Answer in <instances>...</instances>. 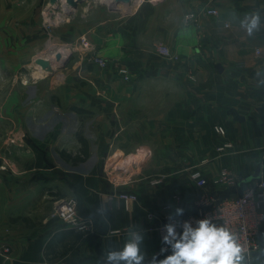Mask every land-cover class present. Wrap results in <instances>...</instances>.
I'll use <instances>...</instances> for the list:
<instances>
[{
  "label": "crops",
  "instance_id": "1",
  "mask_svg": "<svg viewBox=\"0 0 264 264\" xmlns=\"http://www.w3.org/2000/svg\"><path fill=\"white\" fill-rule=\"evenodd\" d=\"M83 3L62 34L69 42L85 35L92 49L74 54L61 79L28 90L29 100L15 96V111L25 108L32 120L19 123L22 133L15 141L13 191L21 228L11 236L0 231L13 247L8 264H100L106 250L123 246L132 225L144 232L146 259H162L170 249L160 254L162 237L150 229L159 220L150 221L147 213L161 217L177 207L183 216L192 213L204 191L191 179L193 169L203 172L214 195L227 190L215 182L222 168L232 172L235 185H251L264 168V0H159L126 16ZM206 6L219 14H205ZM257 12L261 22L249 36L241 21ZM188 13L198 21L187 19ZM158 43L178 60L160 55ZM94 55L105 58L107 67L95 64ZM119 64L129 67L130 81L118 72ZM165 97L174 101L167 104ZM54 115L63 121L52 120ZM79 135L88 156L74 161L85 156ZM25 143L26 152L20 150ZM105 153L131 156L135 165L109 164ZM121 194L137 199L126 202ZM66 196L77 199L80 215L93 217L97 228L96 214L103 215L109 233L85 237L52 217L54 201ZM258 239L260 252L242 255L241 264H264V222Z\"/></svg>",
  "mask_w": 264,
  "mask_h": 264
},
{
  "label": "rangeland",
  "instance_id": "2",
  "mask_svg": "<svg viewBox=\"0 0 264 264\" xmlns=\"http://www.w3.org/2000/svg\"><path fill=\"white\" fill-rule=\"evenodd\" d=\"M146 2H154V0H144L142 3H140V0H131L128 3L116 1L117 5L115 6L117 7L112 10L118 12L120 16L132 15ZM56 4H59L56 0H39L38 2H35V0H0V231L6 229L9 236H11V232L15 228H21V225L16 223L19 220L17 218L20 216L16 214L13 191L15 183L14 172L16 169L15 146L17 145L14 140L22 133L19 123L29 124L32 120L30 115L23 113L25 108L21 107L18 110L20 111L19 113L15 111V96L18 95L20 101H27L30 99L27 93L28 90H34L36 86L42 89V82H46L48 78L61 79L69 60L74 57L73 55L69 56L64 68H61L63 61L60 62L62 64H59L57 60H54L56 62L52 63L48 69L42 68L37 63L39 58H46L52 55L53 50L63 47L69 42L65 38L66 34L64 36L62 34L65 22H60V18L55 17L57 12L61 10L60 7H54ZM83 4V6L96 5L103 9L111 7L109 2L103 0H85ZM50 10L53 11L50 13ZM47 16H49L48 22ZM164 100L168 104L170 103L169 101L173 102L174 98L165 97ZM178 100L181 101V104L185 101L179 93ZM4 102H6L5 105L2 104ZM152 107H155V105ZM53 119L54 121H63V117L58 115H54ZM217 126L219 125L217 124L215 127ZM200 135H204L202 131H200ZM26 145L25 143L19 149L26 152L28 150V145ZM178 149L182 153L190 152L189 147L178 146ZM199 151L201 152V146ZM105 156H107L105 162L109 164L120 161L122 165L123 163L126 165L131 164L130 166L133 165V167L135 165L131 156L130 158L121 154L115 156L106 154ZM115 167L112 170L116 173L117 168ZM117 167L119 166L117 165ZM1 170H6L9 177L4 178ZM5 180L7 183H5ZM1 235L0 248L3 244L9 245L10 256L7 259L0 250V264H8L12 259L13 247L10 240L7 238L4 240L3 236L5 235Z\"/></svg>",
  "mask_w": 264,
  "mask_h": 264
},
{
  "label": "built area",
  "instance_id": "3",
  "mask_svg": "<svg viewBox=\"0 0 264 264\" xmlns=\"http://www.w3.org/2000/svg\"><path fill=\"white\" fill-rule=\"evenodd\" d=\"M56 1L59 2V4L54 5V7H60L61 10L57 12L55 17H59L60 22H66L72 17V15L67 14L70 6L66 0ZM143 1L144 0H142V2ZM157 1L159 0H154V2ZM52 11L53 10H50V13ZM61 12H64L63 17L60 16ZM204 13L208 15H218L219 10L214 7L206 6L204 8ZM48 17L49 16H47V22ZM186 18L192 19L195 22L198 21V15L196 13H188ZM61 48L70 50L67 57L69 58V56L76 53H85L88 50L90 51L92 49V44L87 36L83 35L76 41L67 42ZM156 49L160 55L167 59L178 60L179 58L178 54H176L168 45L164 43H158L156 45ZM256 53L260 54L261 51L258 49ZM52 56L53 55H50L45 58L51 65L54 63L51 59ZM92 61L104 68L108 65L107 60L99 55H94ZM117 68L118 72L125 81L131 80V71L128 66L119 64L117 65ZM188 75L190 79L195 80L194 74L190 73ZM216 130L220 134L225 133V129L222 126H217ZM15 141L16 139L14 142ZM226 147H231V144H225L220 150H223ZM190 176L191 179L204 190L194 203V211L198 210V213L193 211L192 213L179 217L178 219L189 220L195 224V221L198 219L210 217L217 225L227 226L235 233L238 243L244 249L242 255L248 254L250 251H259L260 241L258 239V233L264 222V168H262L260 177H258L251 185H247L240 194L222 200L209 193L206 188L208 184L207 178L200 169L196 168L192 170ZM215 182L220 185H235L236 179L229 169L222 168ZM121 197L124 198L126 202L137 199V195L135 194H121ZM180 199V195L176 196V200ZM164 208L169 209L170 206L167 205ZM51 216L63 221L65 225L82 233L85 237L95 235L97 233L96 220L91 216L80 215L78 210V201L73 196L57 198L52 209ZM168 216L169 215L158 217L155 212L149 211L147 213V218L150 221H153L154 219L159 220L158 224H156L155 227H150V229L158 230L162 237L164 235V220L168 221ZM0 250L2 255L8 259L10 256V246L3 244L1 245Z\"/></svg>",
  "mask_w": 264,
  "mask_h": 264
},
{
  "label": "clouds",
  "instance_id": "4",
  "mask_svg": "<svg viewBox=\"0 0 264 264\" xmlns=\"http://www.w3.org/2000/svg\"><path fill=\"white\" fill-rule=\"evenodd\" d=\"M260 22L261 16L257 12L246 16L241 21V27L251 36ZM183 215V208H175L168 216L169 222L163 227L162 244L165 247L160 249V254L170 249V254L164 258L153 254L151 259H146L144 232L132 225L123 246L118 250H106L100 264H241L244 249L233 231L227 226L217 225L210 217L198 219L195 224L178 219Z\"/></svg>",
  "mask_w": 264,
  "mask_h": 264
},
{
  "label": "water",
  "instance_id": "5",
  "mask_svg": "<svg viewBox=\"0 0 264 264\" xmlns=\"http://www.w3.org/2000/svg\"><path fill=\"white\" fill-rule=\"evenodd\" d=\"M68 5L70 6V9L67 11V14L68 15H73L75 10L79 7V5L81 3H83L85 0H66ZM117 1H123V2H130L131 0H117ZM110 9H114V7H110ZM118 9V8H117ZM59 57V55H58ZM68 61V58L65 59V61L63 62V64L61 65V68H64L65 67V64L66 62ZM37 63L42 66V68L44 69H48L49 67H51V64L50 62L45 59V58H39ZM236 119H241V120H244V117L241 116V115H236ZM261 170V165H259L255 171V176L254 177H257ZM195 213H198V210H195L194 211ZM96 216L99 218L100 222H99V225H98V228H97V231L98 233L102 234V235H106L109 233L110 231V226H109V223L106 221V219L103 217V215L101 214H96ZM164 223H168L167 220H164ZM258 252L260 251H250L248 254H245V255H253V254H257Z\"/></svg>",
  "mask_w": 264,
  "mask_h": 264
},
{
  "label": "trees",
  "instance_id": "6",
  "mask_svg": "<svg viewBox=\"0 0 264 264\" xmlns=\"http://www.w3.org/2000/svg\"><path fill=\"white\" fill-rule=\"evenodd\" d=\"M79 139L83 142V146H84V149L82 150V153L85 155L84 157H80V156H76V157H73V160L74 161H78V160H81L85 157L88 156V146H87V142L85 141L84 137L79 135L78 136ZM247 185H245L244 182H241V183H238L236 185H228L226 186L227 187V190H224L223 188H226L225 186L222 188L223 190H220V191H212V193L218 197L220 200L222 199H225V198H228V197H232L231 194L233 193H236V190H238L240 193L243 191V189L246 187ZM239 193V194H240ZM234 197V196H233Z\"/></svg>",
  "mask_w": 264,
  "mask_h": 264
},
{
  "label": "bare ground",
  "instance_id": "7",
  "mask_svg": "<svg viewBox=\"0 0 264 264\" xmlns=\"http://www.w3.org/2000/svg\"><path fill=\"white\" fill-rule=\"evenodd\" d=\"M102 1V0H101ZM103 1H107V2H109L110 3V5H111V7H117V6H115V5H117L116 4V1L117 0H103ZM142 2V0H140V3ZM113 5V6H112ZM124 11H125V9H124ZM60 16L61 17H63L64 16V13H60ZM52 21V20H51ZM53 22V21H52ZM54 48V47H53ZM69 53H70V50L69 49H64V48H57V49H55V50H53V56H52V60L54 61V60H57V63H59V64H62L64 61H65V59L68 57V55H69ZM58 55H59V57H58ZM63 61V62H62ZM54 62H56V61H54ZM60 62H62V63H60Z\"/></svg>",
  "mask_w": 264,
  "mask_h": 264
}]
</instances>
